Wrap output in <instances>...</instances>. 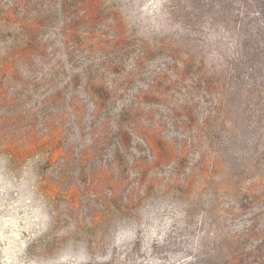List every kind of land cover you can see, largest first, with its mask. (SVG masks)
Segmentation results:
<instances>
[{"label":"rangeland","instance_id":"rangeland-1","mask_svg":"<svg viewBox=\"0 0 264 264\" xmlns=\"http://www.w3.org/2000/svg\"><path fill=\"white\" fill-rule=\"evenodd\" d=\"M0 264H264V0H0Z\"/></svg>","mask_w":264,"mask_h":264},{"label":"trees","instance_id":"trees-1","mask_svg":"<svg viewBox=\"0 0 264 264\" xmlns=\"http://www.w3.org/2000/svg\"><path fill=\"white\" fill-rule=\"evenodd\" d=\"M75 228H76V229H80V228H81V225H78V224H77V225L75 226Z\"/></svg>","mask_w":264,"mask_h":264}]
</instances>
